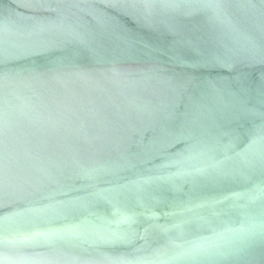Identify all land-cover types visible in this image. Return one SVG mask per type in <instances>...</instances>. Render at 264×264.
<instances>
[{"label":"water","instance_id":"water-1","mask_svg":"<svg viewBox=\"0 0 264 264\" xmlns=\"http://www.w3.org/2000/svg\"><path fill=\"white\" fill-rule=\"evenodd\" d=\"M0 264H264V0H0Z\"/></svg>","mask_w":264,"mask_h":264}]
</instances>
